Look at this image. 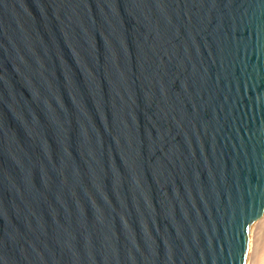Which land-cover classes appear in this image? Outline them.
<instances>
[{"label":"water","instance_id":"95a60500","mask_svg":"<svg viewBox=\"0 0 264 264\" xmlns=\"http://www.w3.org/2000/svg\"><path fill=\"white\" fill-rule=\"evenodd\" d=\"M264 212V0H0V264H247Z\"/></svg>","mask_w":264,"mask_h":264},{"label":"bare ground","instance_id":"6f19581e","mask_svg":"<svg viewBox=\"0 0 264 264\" xmlns=\"http://www.w3.org/2000/svg\"><path fill=\"white\" fill-rule=\"evenodd\" d=\"M247 264H264V212L251 228Z\"/></svg>","mask_w":264,"mask_h":264}]
</instances>
